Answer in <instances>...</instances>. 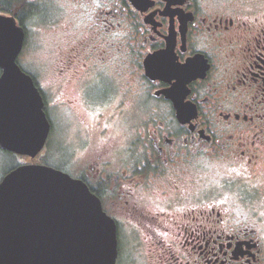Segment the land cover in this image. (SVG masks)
Instances as JSON below:
<instances>
[{"label":"flooded vegetation","instance_id":"flooded-vegetation-1","mask_svg":"<svg viewBox=\"0 0 264 264\" xmlns=\"http://www.w3.org/2000/svg\"><path fill=\"white\" fill-rule=\"evenodd\" d=\"M0 13L23 29L16 62L49 134L66 125L52 166L114 221L116 262L124 242L141 264H264V0H0Z\"/></svg>","mask_w":264,"mask_h":264},{"label":"water","instance_id":"water-1","mask_svg":"<svg viewBox=\"0 0 264 264\" xmlns=\"http://www.w3.org/2000/svg\"><path fill=\"white\" fill-rule=\"evenodd\" d=\"M23 29L0 13V149L34 159L50 132L40 93L16 59ZM116 225L79 179L23 163L0 180V264H115Z\"/></svg>","mask_w":264,"mask_h":264},{"label":"rangeland","instance_id":"rangeland-1","mask_svg":"<svg viewBox=\"0 0 264 264\" xmlns=\"http://www.w3.org/2000/svg\"><path fill=\"white\" fill-rule=\"evenodd\" d=\"M65 128L66 125H53V130L49 134L44 148L34 159H30L27 156L17 155L0 149V179L12 167L19 164L35 162L52 166V164L54 163L53 148L58 145V134L60 135V137L65 134ZM124 245V242H120L121 254L117 259L116 264H141L138 257H132L128 255L127 249H129V246H127L126 248V245ZM130 249H133L132 243L130 245Z\"/></svg>","mask_w":264,"mask_h":264},{"label":"trees","instance_id":"trees-1","mask_svg":"<svg viewBox=\"0 0 264 264\" xmlns=\"http://www.w3.org/2000/svg\"><path fill=\"white\" fill-rule=\"evenodd\" d=\"M14 167H16V166H14ZM14 167H12V168H14ZM12 168H11V169H12Z\"/></svg>","mask_w":264,"mask_h":264}]
</instances>
